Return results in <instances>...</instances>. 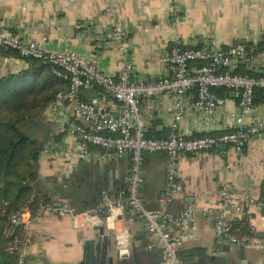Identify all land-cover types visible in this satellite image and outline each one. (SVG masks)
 Masks as SVG:
<instances>
[{"label": "crops", "instance_id": "obj_1", "mask_svg": "<svg viewBox=\"0 0 264 264\" xmlns=\"http://www.w3.org/2000/svg\"><path fill=\"white\" fill-rule=\"evenodd\" d=\"M127 33L130 59L137 79L157 80L170 72L163 63L175 38L184 47L245 46L253 53L256 64L250 68L237 67L254 75L264 71V0H0V27L17 32L25 41L62 51L69 49L92 63L107 76H117L122 69L110 13ZM19 60L1 58L0 76L23 69ZM224 105L212 123L205 126L194 115L178 124V131L188 138L218 135L235 126L232 114L236 101L226 92ZM172 99L142 98V123L146 134L166 138L172 124ZM64 104L53 113L44 110L38 125L25 127V132L42 145L38 159L40 188L50 203L66 204L78 211L89 210L100 199V192L116 195L124 187L129 160L76 162L58 155L44 154L52 147L74 146L76 139L67 133L66 122L71 119ZM253 116L264 123V102L254 103ZM166 156L152 154L144 161V184L139 193L143 206L150 211L164 208L179 212L187 205L215 209L219 203V188L229 183L259 200L264 193V135L253 136L239 156L230 146L178 159L177 175L180 191L170 203L161 201L165 192ZM248 224L255 235L264 239V221L255 207H249ZM130 243L136 250L128 264H160L162 254L148 250L151 237L140 220H127ZM32 245L27 264H81L85 246L90 241L100 245L101 256L117 255L116 246L99 230L86 227L76 230L69 216L46 211L28 221ZM98 236V237H97ZM224 243H219L213 231V217L198 215L197 226L189 231L178 255L184 264H264V250L239 248L220 257ZM104 254V255H103ZM95 256L98 254L94 253Z\"/></svg>", "mask_w": 264, "mask_h": 264}, {"label": "built area", "instance_id": "obj_2", "mask_svg": "<svg viewBox=\"0 0 264 264\" xmlns=\"http://www.w3.org/2000/svg\"><path fill=\"white\" fill-rule=\"evenodd\" d=\"M110 16L122 63L121 71L114 77L100 73L92 63L69 49L49 50L37 42L25 41L14 30L0 27L1 48L15 51L20 58L50 64L54 68L52 73L67 81V92L58 93L49 109L56 113L64 104L68 106L71 119L66 122V130L76 139V144L55 146L42 152L76 162L129 160L123 189L116 195L102 190L99 202L89 210L78 211L66 204L39 203L34 216L28 207L9 216L3 231L5 236L12 235L7 253L15 257L17 264H27L28 249L32 245L28 221L46 211L69 216L76 230L102 228L115 244L121 260L131 256L127 220L137 219L152 239L148 250L161 252L160 264H184L178 250L188 232L196 229L199 214L213 217V231L219 243L264 250V239L240 236L234 226L249 222V207H255L259 219L264 221V197L257 200L231 184L223 183L215 209L191 204L179 212L164 208L147 210L139 197L144 184V161L149 155L166 156V184L161 201L170 203L180 191L177 175L180 156L210 152L222 146H230L242 156L244 147L253 136L264 135V123L253 116L254 93L257 89H264V71L257 75L235 73L237 67L247 69L256 64L252 51L242 45L184 47L181 40L175 38L163 57L170 75L157 80L137 79L130 59L127 33L112 11ZM219 89L228 92L236 101L237 112L232 114L233 129L197 138L181 134L179 122L194 115L200 116L205 126L213 122L216 111L226 102V98L214 92ZM82 91H94L95 96L85 100L80 96ZM165 95L172 99L170 133L166 138H150L142 123L141 100Z\"/></svg>", "mask_w": 264, "mask_h": 264}, {"label": "trees", "instance_id": "obj_3", "mask_svg": "<svg viewBox=\"0 0 264 264\" xmlns=\"http://www.w3.org/2000/svg\"><path fill=\"white\" fill-rule=\"evenodd\" d=\"M0 56L23 64L20 71L0 76V264H17L15 257L6 251L12 238L3 234L7 218L25 207L34 216L39 203L52 204L39 187L38 159L43 147L25 132V127L38 125L44 110L68 84L52 73L54 68L50 64L20 58L15 51L1 47ZM235 73L254 75L242 70ZM214 92L218 96L226 93L223 89ZM259 100L264 102V89L254 93V103ZM263 197L264 193L259 200ZM234 226L240 236H256L247 222L244 226Z\"/></svg>", "mask_w": 264, "mask_h": 264}, {"label": "water", "instance_id": "obj_4", "mask_svg": "<svg viewBox=\"0 0 264 264\" xmlns=\"http://www.w3.org/2000/svg\"><path fill=\"white\" fill-rule=\"evenodd\" d=\"M66 92H67V90H65V93ZM80 96L85 100H89L95 96V92L94 91H82L80 93ZM222 147H220V148H222ZM96 229L99 230L98 235L100 237H102L103 236L102 228H96ZM257 237L261 238L260 236H257ZM92 244H93L92 241H90L88 244H86L84 259H83V262L81 264H102L104 262L106 264H128V262H127L128 259L127 260H121V259H119L118 255H116V258L114 261L112 260V258L106 259L105 256L104 257L101 256V251L99 250L100 245H96V246H94V249H91V247H93V246H91ZM131 250H132V254H133L134 258H136L137 252L133 246L131 247ZM238 250H239V247H236V246L228 244V243H224V245L221 248V253L219 254V256L224 257L226 254L231 253V252H238ZM94 253H96L98 255L95 256Z\"/></svg>", "mask_w": 264, "mask_h": 264}, {"label": "flooded vegetation", "instance_id": "obj_5", "mask_svg": "<svg viewBox=\"0 0 264 264\" xmlns=\"http://www.w3.org/2000/svg\"><path fill=\"white\" fill-rule=\"evenodd\" d=\"M102 264H106V263L104 262V263H102Z\"/></svg>", "mask_w": 264, "mask_h": 264}]
</instances>
